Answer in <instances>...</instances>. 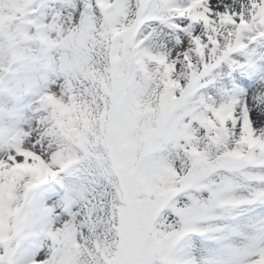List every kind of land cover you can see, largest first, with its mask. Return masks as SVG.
Segmentation results:
<instances>
[{
	"label": "snow or ice",
	"instance_id": "6c2138e0",
	"mask_svg": "<svg viewBox=\"0 0 264 264\" xmlns=\"http://www.w3.org/2000/svg\"><path fill=\"white\" fill-rule=\"evenodd\" d=\"M0 264H264V0H0Z\"/></svg>",
	"mask_w": 264,
	"mask_h": 264
}]
</instances>
